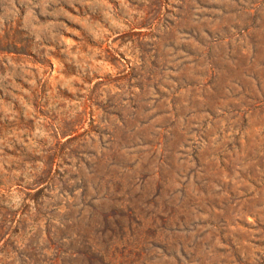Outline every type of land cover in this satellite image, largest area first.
Wrapping results in <instances>:
<instances>
[{"label":"rangeland","instance_id":"1","mask_svg":"<svg viewBox=\"0 0 264 264\" xmlns=\"http://www.w3.org/2000/svg\"><path fill=\"white\" fill-rule=\"evenodd\" d=\"M24 245L264 264V0H0V264Z\"/></svg>","mask_w":264,"mask_h":264},{"label":"trees","instance_id":"2","mask_svg":"<svg viewBox=\"0 0 264 264\" xmlns=\"http://www.w3.org/2000/svg\"><path fill=\"white\" fill-rule=\"evenodd\" d=\"M36 246L24 245L18 252V261L20 264H52L46 263L43 259H38ZM45 262V263H44Z\"/></svg>","mask_w":264,"mask_h":264}]
</instances>
